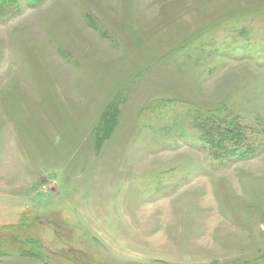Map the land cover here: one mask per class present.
<instances>
[{"label": "rangeland", "instance_id": "374dc122", "mask_svg": "<svg viewBox=\"0 0 264 264\" xmlns=\"http://www.w3.org/2000/svg\"><path fill=\"white\" fill-rule=\"evenodd\" d=\"M36 2L0 0V264H264V0Z\"/></svg>", "mask_w": 264, "mask_h": 264}, {"label": "trees", "instance_id": "16d2710c", "mask_svg": "<svg viewBox=\"0 0 264 264\" xmlns=\"http://www.w3.org/2000/svg\"><path fill=\"white\" fill-rule=\"evenodd\" d=\"M15 1L16 0H7V1L2 0L1 5H6L5 2L15 3ZM24 1L27 3V5L34 6L37 3L36 1H38V0H24ZM116 115H117L116 110L112 109L111 113H109V117H110V120L112 123H113Z\"/></svg>", "mask_w": 264, "mask_h": 264}]
</instances>
